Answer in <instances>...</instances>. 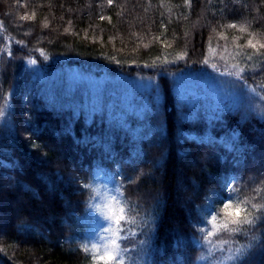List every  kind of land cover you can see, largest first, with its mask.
I'll return each instance as SVG.
<instances>
[{
    "label": "trees",
    "instance_id": "trees-1",
    "mask_svg": "<svg viewBox=\"0 0 264 264\" xmlns=\"http://www.w3.org/2000/svg\"><path fill=\"white\" fill-rule=\"evenodd\" d=\"M250 38L264 43V0H0V264H88L102 172L119 177L121 245L144 264H197L210 203L252 221L217 236L243 246L234 264H264V49ZM233 65L229 106L177 91L179 74ZM71 71L151 86L112 101L39 80Z\"/></svg>",
    "mask_w": 264,
    "mask_h": 264
},
{
    "label": "rangeland",
    "instance_id": "rangeland-1",
    "mask_svg": "<svg viewBox=\"0 0 264 264\" xmlns=\"http://www.w3.org/2000/svg\"><path fill=\"white\" fill-rule=\"evenodd\" d=\"M38 70L35 65H32ZM212 74V75H211ZM208 72L184 73L176 76L177 91L190 103L199 104L202 101L210 110L223 108L232 104L238 97L236 85L226 75ZM61 79L71 87H85L90 90L93 99L102 96L103 92L111 95V100L117 98L116 89L127 92L133 87L138 89H149L150 82L145 83L143 79L128 80L121 77L95 78L82 75L76 71L67 72L51 77H44L40 74L39 80L46 84ZM92 191V198L89 202L88 212L85 217L87 235L84 240V248L90 258L88 264H104L99 259L106 247L114 243L119 246L121 264H144L140 257L133 256L126 252L121 245L130 232L125 231L124 221H127L126 210L123 205L122 194L119 188V177L113 173H97L89 185ZM108 205L119 214L124 209V219L116 224L109 212ZM217 216L218 227L214 230L211 222L212 216ZM225 217L219 216L212 203L207 208L205 222L201 228L199 246L203 248L202 255L197 264H234L243 254V246L232 245L229 241L217 237L222 230ZM229 227V226H228ZM209 233H212L209 235Z\"/></svg>",
    "mask_w": 264,
    "mask_h": 264
},
{
    "label": "snow or ice",
    "instance_id": "snow-or-ice-1",
    "mask_svg": "<svg viewBox=\"0 0 264 264\" xmlns=\"http://www.w3.org/2000/svg\"><path fill=\"white\" fill-rule=\"evenodd\" d=\"M186 2H187V0H186ZM108 3L111 5L112 0H108ZM34 15H35V13H33L31 16H29V15H21L19 17V19L22 20V21L30 20V19H32L34 17ZM229 27L235 28L236 25L232 24V25H229ZM244 30L245 29L242 27L241 31H244ZM165 46L167 47L168 45L166 44ZM247 46L252 48V49H254V50H256V51H259L260 49H264V43L259 42V41H254V39H251V38L248 39ZM9 55H11V53H9ZM261 55H264V53H261ZM178 58L179 59H183V56H180ZM251 58L252 57L249 56V59H251ZM45 59H47V57H45ZM110 59L114 60L115 57H111ZM165 62H168V61L165 60ZM28 63L31 64V65H35L37 63V60L36 59H30L28 61ZM204 63L207 64V61H204ZM145 66L146 67L155 66V64H153V65H145ZM211 67H212V69L214 71L218 70L216 64H212ZM233 67L237 68L236 65H233ZM243 72H244L243 68H237L235 73H233L232 71H226V72H221L220 75H225V74L228 75V76L236 75L239 79H243V77L241 76V73H243ZM5 107H6V105H5ZM5 107H0V116H3L5 114ZM260 114L264 115V111H262ZM107 207L109 209V212H110L114 222L116 224H120V222L124 219V216H123L124 209L121 208L119 210V214H116V212L112 209L111 205H108ZM232 209H233V205L231 203L225 204L224 209H223L224 216H225V219H224V222H223V225H222L223 228H225V229H227L228 231H231V232H238V231H240V228L238 227L239 224H241V223L249 224V223L252 222L251 220L248 219V216L241 217L239 215V212H240L239 206L236 207L235 211H232ZM237 216H239V219L237 218ZM211 222H212L213 228L215 230L218 227L217 216L213 215L212 218H211ZM229 224L237 225V227L229 228L228 227ZM211 234L212 233H209V235H211ZM119 256H120L119 246L114 243L111 247H106L105 248V251L103 252V254H101L99 256V259L104 261V264H121Z\"/></svg>",
    "mask_w": 264,
    "mask_h": 264
}]
</instances>
